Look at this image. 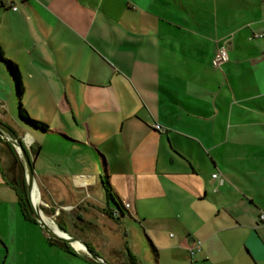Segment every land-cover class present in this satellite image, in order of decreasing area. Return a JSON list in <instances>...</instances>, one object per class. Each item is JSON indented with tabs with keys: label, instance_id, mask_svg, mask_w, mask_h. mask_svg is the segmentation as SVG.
<instances>
[{
	"label": "crops",
	"instance_id": "0c3cea01",
	"mask_svg": "<svg viewBox=\"0 0 264 264\" xmlns=\"http://www.w3.org/2000/svg\"><path fill=\"white\" fill-rule=\"evenodd\" d=\"M222 46L228 60L218 66ZM0 47L23 85L19 94L0 60V103L19 102L50 131L9 128L40 151L55 134L100 149L114 193L130 202L124 210L159 219L147 236L164 251L157 264L161 256L165 264H264V180L253 172L264 176V147L254 155L264 145V0H0ZM114 66L152 79L143 113L105 114L118 110L108 74ZM70 115L77 140L67 135ZM7 143L14 147L0 137V264H101L51 243L23 217ZM27 150L43 195L39 154ZM248 158L250 169L240 164ZM218 170L223 182L213 177ZM80 175L78 196L101 177L78 174L74 182ZM44 189L48 207L58 204V186ZM72 199L64 204L72 207Z\"/></svg>",
	"mask_w": 264,
	"mask_h": 264
},
{
	"label": "rangeland",
	"instance_id": "374dc122",
	"mask_svg": "<svg viewBox=\"0 0 264 264\" xmlns=\"http://www.w3.org/2000/svg\"><path fill=\"white\" fill-rule=\"evenodd\" d=\"M5 58L8 59L7 57ZM108 74L110 82L113 83V85L110 86V91L112 96L116 98L118 110L116 111L113 106H109L106 108L105 114L107 113L109 116L114 115L113 117H115L118 114L123 115L132 110L143 113L144 101L142 98L148 97L149 91L147 88L151 87L149 83L152 79L149 78L146 80L142 77V74L133 71H125L118 66H114V70L110 69ZM1 75L2 72L0 68V76ZM144 82H147V84H144ZM186 94L187 91H185V95ZM18 110L19 102L8 105V108L4 110L5 118H3L1 122L11 127L13 130L20 132L23 129L22 126H25V122L19 117ZM70 117L71 128H69V133L71 135H67L77 140V138L74 137V120L71 115ZM44 139H46L45 143L36 159V172L37 175L41 176L39 182L44 195L41 194V190L38 187L41 196L38 205L44 212L43 214L49 217L50 221H53L52 224L56 225L57 228L62 231L64 229L60 227L59 224H61L68 230L70 235L90 242L99 255L103 257L106 256L105 258H117L115 264H126V262H128L129 253L135 256L137 261L141 264H157L148 237L151 238V235L155 234V227L158 225L159 219L148 214H146L147 219L145 216L139 215L136 217L134 216L136 214L129 215L128 210H123V213L120 215L113 214L112 217L104 211V209H108V206L114 208L116 204L114 200L108 197L103 183L104 179H108V174H106L100 158V153L103 154V152L84 140H81V143H86L88 145L64 143L61 141L62 139L60 140L58 134L46 135ZM51 139L54 140L55 143H47V141ZM239 139L245 141V137L243 138L240 136ZM250 139L255 141L253 137ZM244 141L242 144H245ZM242 144L238 147L242 146ZM263 147L264 145L260 143L258 149L254 151V155L258 156L259 151L262 150ZM228 149L229 146L227 150ZM239 153H243V151ZM247 155L250 156V152H248ZM250 161L249 159L246 163L240 164H245L250 169ZM255 164L258 166L259 162L256 161L254 165ZM222 167H226V170L236 172L244 180H249L241 170L232 168L225 162H222ZM253 172H255L254 180H264L260 168L255 167ZM87 173H100L101 177H98L97 185L95 183L88 188L84 186L83 193L78 196L75 185H77V182L85 180V175L79 176V178L76 179V183L74 182V177L78 174ZM216 173L219 175L218 180H226L221 170H218ZM53 184L58 186L59 190L56 197H58V199L60 198L62 202L58 201V204L52 203L51 207H48L44 200V188L55 186ZM88 189L91 191L92 197ZM72 194L74 195V202L71 207L64 203L73 201ZM36 199H38V195ZM79 201H81V203H78ZM66 207L71 208L67 209ZM115 209L118 210V208ZM143 213L145 214V212ZM169 232H171V230H169ZM78 252L86 254L81 250H78ZM158 253L163 255L164 251L159 248ZM163 256H161L163 260L161 264L166 263L165 257ZM110 261L111 259L108 258L107 262L109 264H114Z\"/></svg>",
	"mask_w": 264,
	"mask_h": 264
},
{
	"label": "trees",
	"instance_id": "16d2710c",
	"mask_svg": "<svg viewBox=\"0 0 264 264\" xmlns=\"http://www.w3.org/2000/svg\"><path fill=\"white\" fill-rule=\"evenodd\" d=\"M0 60L6 65L8 70L11 72V74L15 78L16 89H17L18 93L21 94L23 91V85H22V81H21V74H20L19 68L13 61L6 59L4 57L1 47H0ZM18 114H19V117L25 122V125L30 126L31 128L38 130L41 133H45V134L50 131V127L47 123L32 118L29 115L26 108L22 104L19 105ZM7 144H8L10 154H11L10 171L12 172V175L9 177V183L11 184L13 189L15 190L16 195L18 197V205H19L20 212L22 213V215L25 219L32 221V222H35L37 224H40L34 216V209L32 207V203H31V200L29 198L28 183L26 180L25 167H24L23 159L19 157L16 149L11 144H9V143H7ZM30 152L33 155V158H35L40 152V147L36 146L34 143V145L30 149ZM4 175H6V173H4ZM103 183H104L105 190H106L108 197L111 198L112 200H114V202L117 206V207L115 206L114 208H110L108 206L107 210L104 209V211H106L108 214H110L113 217L114 211L116 210L115 208H118L122 211L125 208L123 207V204H122V201L120 200V198L114 193L113 187L111 186L108 179L107 180L104 179ZM59 225L62 229H64L65 231L68 232V230L65 227H63L61 224H59ZM47 236H48V240L51 243L62 247L64 250H66L67 252H69L71 254L76 255L77 251L69 243L62 241V240L55 239L50 235H47ZM149 241H150V245H151L152 251L154 253V256L156 258V261H157L158 254H159L158 248L153 244V242L150 240V238H149ZM76 242H78L79 244H82L79 241H76ZM87 243L90 246V248H92L94 250V248L90 244V242L87 241ZM85 256L88 259L94 261V259L91 258L89 255L86 254ZM126 264H141V263H139L137 261L135 256H133L131 253H129L128 254V262H126Z\"/></svg>",
	"mask_w": 264,
	"mask_h": 264
},
{
	"label": "water",
	"instance_id": "95a60500",
	"mask_svg": "<svg viewBox=\"0 0 264 264\" xmlns=\"http://www.w3.org/2000/svg\"><path fill=\"white\" fill-rule=\"evenodd\" d=\"M0 128L2 130L6 131L8 134H10L15 139V140H12L10 137H7V140L14 145L18 154L23 159L24 167H25L26 180L28 183V194H29V198H30L31 203H32V207L34 209V216L37 219V221L40 223V225L43 227L45 232L55 239L62 240V241L69 243L76 251H78V249L74 246L73 243L75 241H79L86 248V251H84V252L86 254H88L91 258H93L95 261H97L101 264H109L107 261H105L103 259V257L101 255H99L95 250L90 248V246L88 245V243L86 241H84L83 239H80L78 237H75L73 235H70L65 230H62V231L60 230V232H57L55 230V228L43 218V216L41 214L42 210L39 208V205H37L33 200V192H34L35 188H38V187H37L36 182H35L34 166H33V162H32L30 153L28 152V150L24 146L23 139H20L18 136H16L8 126H6L2 122H0Z\"/></svg>",
	"mask_w": 264,
	"mask_h": 264
},
{
	"label": "built area",
	"instance_id": "2783aa9c",
	"mask_svg": "<svg viewBox=\"0 0 264 264\" xmlns=\"http://www.w3.org/2000/svg\"><path fill=\"white\" fill-rule=\"evenodd\" d=\"M3 1H5L7 3H10V0H3ZM13 9L14 10H17V7L14 6ZM227 60H228V51H227V48H226V46H222V47L219 48V50L217 52V56H216L215 63H216V65L220 66L221 64H223ZM5 108H7V106L0 103V122L5 117V114H4ZM154 126L159 131H166V129L161 124H155ZM0 137H2V138L3 137H10L12 140H15L10 134H8L6 131L2 130L1 128H0ZM24 141H26V145H24L26 147V149H31V147L35 143V140L33 138H31V140H29L27 137H25ZM213 177L218 178L219 175L217 173H214L213 174ZM78 178H79V176L76 179H78ZM76 182H77V180H75V183ZM221 182H223V179H221ZM46 205H47V203H46ZM123 207L125 209H128L130 207V202L124 201L123 202ZM122 213H123V211L120 210V209L114 211V214L115 215H120ZM260 218L262 220H264V211L261 212ZM200 243L201 242L199 241L198 242V246L200 245Z\"/></svg>",
	"mask_w": 264,
	"mask_h": 264
},
{
	"label": "bare ground",
	"instance_id": "6f19581e",
	"mask_svg": "<svg viewBox=\"0 0 264 264\" xmlns=\"http://www.w3.org/2000/svg\"><path fill=\"white\" fill-rule=\"evenodd\" d=\"M28 139L30 140V138H28ZM36 197H37V195H36V189H35L34 192H33V200H34V202L38 205V203H39V199H36ZM43 213H44V212L41 211L42 216H43ZM43 218H44L47 222H49V223L55 228V230H56L57 232H60V229L57 228L56 225H53V224H52L53 221H50L49 217H47L46 215H44ZM73 244H74V246H75L78 250L86 251V248H85L84 245L79 244V243L76 242V241H75Z\"/></svg>",
	"mask_w": 264,
	"mask_h": 264
}]
</instances>
